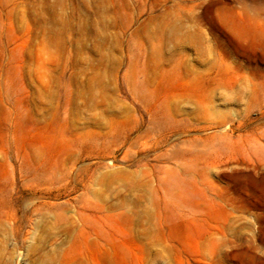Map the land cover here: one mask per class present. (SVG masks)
Masks as SVG:
<instances>
[{"label":"rangeland","instance_id":"1","mask_svg":"<svg viewBox=\"0 0 264 264\" xmlns=\"http://www.w3.org/2000/svg\"><path fill=\"white\" fill-rule=\"evenodd\" d=\"M0 264H264V0H0Z\"/></svg>","mask_w":264,"mask_h":264}]
</instances>
